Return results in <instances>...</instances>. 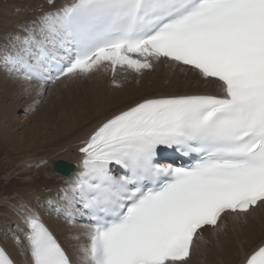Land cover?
I'll use <instances>...</instances> for the list:
<instances>
[{"label": "snow or ice", "instance_id": "snow-or-ice-1", "mask_svg": "<svg viewBox=\"0 0 264 264\" xmlns=\"http://www.w3.org/2000/svg\"><path fill=\"white\" fill-rule=\"evenodd\" d=\"M47 3L0 58L24 80L140 73L166 60L218 88L141 98L81 142L57 209L69 224L84 218L79 264H187L206 226L220 231L222 214L264 206V0ZM169 152L192 162H162ZM19 211L30 264H74L37 212ZM0 264H15L3 247ZM245 264H264V244Z\"/></svg>", "mask_w": 264, "mask_h": 264}, {"label": "bare ground", "instance_id": "bare-ground-1", "mask_svg": "<svg viewBox=\"0 0 264 264\" xmlns=\"http://www.w3.org/2000/svg\"><path fill=\"white\" fill-rule=\"evenodd\" d=\"M6 1L10 5L4 3ZM70 2L71 0H55V7ZM52 7L47 0H0V34L4 36V39L0 38V58L13 50L12 40L15 34L23 35L25 28H31L38 22L37 17L42 11ZM14 23L16 26H11ZM10 34L11 38L8 39ZM6 40H9L10 45L3 50L2 45L6 44ZM153 63L152 69H145L140 73L120 67L113 73L108 67L87 78L62 79L45 86L35 81L28 82L18 73H10L0 63V142L13 154L10 167L13 169L6 178H9L8 184L16 176L22 180L15 188L21 195L13 200L7 197L3 199L7 206L1 209L0 244L15 264H30V256L23 250L24 237L20 230L27 229L19 210L27 206L39 214L41 209L38 205L25 203L40 198L48 204L58 194L63 196L62 190L79 171L81 154L78 149L81 142L103 121L147 96L218 92L214 85L183 71L169 61ZM47 87L46 104L36 111L32 110L41 90ZM21 96H28L30 101L22 105L18 99ZM17 110H28L27 120H33L32 125L19 134L15 128ZM57 158L67 160L75 166V170L68 175L56 172L53 162ZM62 196L55 198V207L50 208L49 213L42 215L40 212L39 216L72 256L74 264H79L77 247L81 241L75 237L83 222L77 219L80 224H69L58 216L60 213L57 209L63 204ZM15 221V228L11 230L9 225ZM219 223L222 225L220 231L206 226L198 233L187 264H243L248 255L264 244V206L255 207L239 216L222 214ZM15 237L20 240L17 241Z\"/></svg>", "mask_w": 264, "mask_h": 264}, {"label": "rangeland", "instance_id": "rangeland-1", "mask_svg": "<svg viewBox=\"0 0 264 264\" xmlns=\"http://www.w3.org/2000/svg\"><path fill=\"white\" fill-rule=\"evenodd\" d=\"M4 3H8L10 5V3L7 2V1L4 2ZM11 26H16V23L11 24ZM18 26L21 27V24H19ZM22 28H24V26H22ZM1 37H3V39H4V36L0 34V38ZM7 37H8V39H10L11 38V34L9 36H7ZM6 41H7L6 44L2 45L3 46L2 47L3 50L6 49L7 45H10V43H8L9 40H6ZM50 84H52V83H48L47 85H50ZM48 89H49V87L41 90V95L38 97V100L35 103V106L32 107V110L36 111L37 108H41L42 106H44L46 104V98H47ZM138 91H139V88H138ZM135 92H137V90ZM18 99L20 100V103L22 105L25 104L26 102L30 101V98H28V96L27 97L26 96H21V97H18ZM15 112H16L15 113V120H16L15 122H17L16 123L17 127H15V128H17L16 131H18V134H19L20 132H22L24 130V128L30 127L32 125V123H33V120H31V119L27 120L28 110H26V111H18L17 110ZM5 146L6 145H4V143L0 142V187H2V189L0 188V200H2L0 202V216L2 214L1 209L5 205L7 206V202L6 201L4 202L3 199H5L7 197V198H10V200H13L14 198H16V197L21 195V193H19L17 190H15V188L22 181L19 176H16V179H12L11 180V184H8L9 182L7 183V181H8L7 179H9V178H6V176L8 175L9 172L12 171L11 169H13V168H10L12 166V163H13V160H11V157H12L13 154H11V151H9V148L7 146L6 147ZM59 159L68 162L67 160L61 159V158H57L55 160H59ZM52 171L54 172L53 169H52ZM11 190H14L15 193H14V191L11 192ZM58 195L62 196V194L61 195L58 194ZM58 195L53 197L52 201H49L48 204L46 202H43L44 200L40 199V198H38L36 200H33V201H30V202H26L25 204H28V205L29 204L30 205L36 204V205H38L39 209H41L40 212L42 213V215H45V214L49 213L48 210L50 208H54L55 207V205L53 206V203H54L53 201L55 200L56 197H58ZM32 203H34V204H32ZM40 212H39V214H40ZM58 216H60L61 218L64 219V217L61 214H58ZM0 221H2L1 218H0ZM65 221H67V220H65ZM16 222L17 221H15L13 223H10L9 227H10L11 230H13L15 228ZM75 223L76 224L77 223L80 224V222H78L77 220H76ZM0 237L2 238L1 228H0ZM204 243H206V241H204Z\"/></svg>", "mask_w": 264, "mask_h": 264}, {"label": "water", "instance_id": "water-1", "mask_svg": "<svg viewBox=\"0 0 264 264\" xmlns=\"http://www.w3.org/2000/svg\"><path fill=\"white\" fill-rule=\"evenodd\" d=\"M53 169L63 175H68L74 169V165L63 160H55L53 162Z\"/></svg>", "mask_w": 264, "mask_h": 264}]
</instances>
